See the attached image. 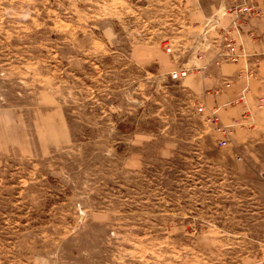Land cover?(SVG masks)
<instances>
[{"label":"rangeland","instance_id":"rangeland-1","mask_svg":"<svg viewBox=\"0 0 264 264\" xmlns=\"http://www.w3.org/2000/svg\"><path fill=\"white\" fill-rule=\"evenodd\" d=\"M263 175L264 0H0V264H264Z\"/></svg>","mask_w":264,"mask_h":264},{"label":"built area","instance_id":"built-area-1","mask_svg":"<svg viewBox=\"0 0 264 264\" xmlns=\"http://www.w3.org/2000/svg\"><path fill=\"white\" fill-rule=\"evenodd\" d=\"M236 44L233 42L231 39H223L222 43V51H221V56H223L226 59H229L232 62H237L239 60V54L237 52V48L235 47ZM225 48V49H224ZM169 50V48H167ZM179 74L185 75L186 74V69L179 70ZM172 77H177L178 73L176 71L171 72Z\"/></svg>","mask_w":264,"mask_h":264},{"label":"water","instance_id":"water-1","mask_svg":"<svg viewBox=\"0 0 264 264\" xmlns=\"http://www.w3.org/2000/svg\"><path fill=\"white\" fill-rule=\"evenodd\" d=\"M264 176V175H263Z\"/></svg>","mask_w":264,"mask_h":264}]
</instances>
